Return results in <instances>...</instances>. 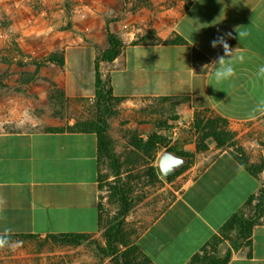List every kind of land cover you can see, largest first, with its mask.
Masks as SVG:
<instances>
[{"label":"crops","instance_id":"crops-1","mask_svg":"<svg viewBox=\"0 0 264 264\" xmlns=\"http://www.w3.org/2000/svg\"><path fill=\"white\" fill-rule=\"evenodd\" d=\"M40 3L0 0V22L12 21L18 30L17 42L30 59L55 53L65 64L42 66L35 76L42 79L0 81V119L25 107L34 112L38 102L46 106L52 83L70 98L95 97L96 61L102 52L110 51L106 24L118 34L123 26L122 21H110L121 12L119 0ZM69 24L73 27L66 29ZM155 28L162 41L177 35L185 42L132 44L134 38L125 40L121 56L112 63L100 61L101 71L110 75L114 96L151 101L185 97L189 101L179 109L181 118L191 123L195 112L212 110L227 118L234 131L264 116L254 111L264 101V77L257 76L264 66V0H186L183 6L164 7ZM238 32L247 35L239 39ZM220 36L230 49L237 48L244 61L235 62L232 79L217 83L211 78V66H203L224 54L221 46H211ZM6 42L0 23V55ZM39 118L42 122L46 117ZM47 127L51 125L6 127V134L0 133V197L6 201L0 232L10 228L12 235L97 234L101 201L97 135L51 132ZM177 144L182 151L195 150V140ZM260 185L224 150L187 179L136 245L154 264H188L232 214L258 193ZM251 242L250 248L234 251L227 264H264V223L254 226Z\"/></svg>","mask_w":264,"mask_h":264},{"label":"trees","instance_id":"trees-1","mask_svg":"<svg viewBox=\"0 0 264 264\" xmlns=\"http://www.w3.org/2000/svg\"><path fill=\"white\" fill-rule=\"evenodd\" d=\"M106 33L110 51L100 54L96 61L95 97L70 98L63 89L52 83L49 95L50 102L60 109H68L73 106L76 113L73 116L74 123L72 125L48 127L46 130L51 132L96 133L98 138L99 181L103 182L112 177L104 171L111 172L114 170L113 177L115 178L113 182L106 184L107 204L104 205L102 201L99 204V231L102 232L107 247L110 249L109 255L118 256L121 259L114 264H154L136 245L137 238L149 225L137 231L134 228L133 230L129 229L126 224V216L133 207L134 188L125 179L130 181L132 179L145 180L147 185L159 183V168L156 165V160L160 149L170 150L190 159L186 166L169 176L168 182H171L173 178L189 167L194 155L206 156L213 152L208 162L201 168L203 170L222 151L227 150L252 176L260 180L259 191L249 197L188 262V264H227L234 251L241 247H251L254 226L264 223V181L261 180L264 173V155L259 161H252L249 154L240 145L231 122L212 110L197 111L194 114L195 150L193 153H179L168 147L165 135L166 126L169 121L177 118L176 112L188 103L189 100L185 97L156 99L155 101L159 104L157 108L153 107L149 115V117L156 118L139 122V125H153L152 130L147 135L140 134L138 128H125L120 132V138L123 142L118 139L112 141L108 131L107 116H103V113L109 110L111 103L118 104L127 99L114 96L110 75L101 71L100 61L112 63L121 56L125 45L120 34L112 32L108 24H106ZM160 42L181 44L185 40L175 35L162 41L154 32H149L133 41L132 44H157ZM47 64L62 67L65 61L63 57L52 53L34 63L36 67L34 76L42 66ZM77 107H81V112L77 110ZM114 210L115 214L112 215ZM48 236H53L67 243H77L82 242L83 238L89 235ZM16 237L37 238L39 235H11L12 240Z\"/></svg>","mask_w":264,"mask_h":264},{"label":"rangeland","instance_id":"rangeland-1","mask_svg":"<svg viewBox=\"0 0 264 264\" xmlns=\"http://www.w3.org/2000/svg\"><path fill=\"white\" fill-rule=\"evenodd\" d=\"M32 1L35 4L37 2L38 5L41 4L40 0ZM42 1L44 2L45 0ZM119 1L122 3L121 12L114 13L110 21H122L123 26L119 34L124 42L125 40L128 41L129 38H134L133 41H135L149 32H154L156 35L155 24L162 16L164 7L168 5L183 6L186 0ZM67 11L68 15H72V10ZM0 23L7 35L5 51L0 55V65L3 67L0 71V81L21 83V81L29 78L42 79L40 76H34L36 68L34 63L39 60L30 59V57L24 54L17 42L18 35H16V32L18 30L13 26L12 21L7 19L3 21L1 19ZM66 27V29H70L73 25L69 24ZM129 32L134 33V37H126L124 35ZM50 90L51 86L46 97V106L39 104V102L36 103L37 108L34 114L37 117H46V121H42L40 126L42 124H49L51 127L72 125L76 109L73 106H70L68 109L56 108L50 102ZM158 104V102L151 100H126L118 104L115 102L111 103L109 110H106L103 116H107L108 131L112 137V141L113 139H118L120 142H123L120 138V132L121 130H125V128H138L140 134L143 136L147 135L152 130L153 125H139V122L154 120L156 117H149V115L153 107L157 108ZM80 109L81 107H77V110L81 112ZM176 115L177 118H181L179 110L176 112ZM173 122L174 120L169 121L165 129L168 147L175 150L178 149L177 145L179 144L177 143L182 142L184 144L189 140H195L193 121L190 123L189 120H187L188 129L186 130L184 139L180 142L169 139ZM235 132L237 133L240 145L249 153L253 160L259 161L264 155V116L257 121L247 122ZM162 150L164 149H160V152ZM178 152L190 153L180 149H178ZM212 153L206 156L194 155L191 158L189 167L183 173L173 178L171 182H168L163 177L160 170V182L154 185H147L145 180L132 179L130 181L125 179L134 188L133 207L126 216L128 228L132 230L134 228L139 231L152 223L174 201L187 179L195 176L208 162ZM156 165L158 166V160H156ZM104 172H108L112 176L109 180L100 182V186L102 185V188H100L101 201L106 205V184L113 182L115 178L113 177L114 170ZM262 176H264V173ZM114 214L115 210L112 211V215ZM13 240L21 241L22 244L14 251L8 248L0 249V264H114V262L121 260L118 256L109 255L110 249L107 247L102 232L84 237L82 242L77 243H67L53 236H39L37 238L16 237Z\"/></svg>","mask_w":264,"mask_h":264},{"label":"clouds","instance_id":"clouds-1","mask_svg":"<svg viewBox=\"0 0 264 264\" xmlns=\"http://www.w3.org/2000/svg\"><path fill=\"white\" fill-rule=\"evenodd\" d=\"M124 35L126 37H134V33L131 32L125 33ZM226 35L231 38V33ZM245 35L247 34L244 32H238L239 39ZM211 46L213 48L221 46L224 54L222 56H218L216 60L210 64L204 65L203 68L205 66H211V78L217 83L232 79L236 74L234 67L235 62L238 61L242 63L244 61V56L242 54L237 55V48L230 49V46L224 36L214 39L211 42ZM257 76L264 77V66L259 68ZM254 111L264 114V101L259 102ZM40 124V118L37 117L30 108L25 107L23 109L14 110L9 116L0 119V133L6 134L4 133L5 126H11L16 129H34L39 127ZM5 206L6 201L3 197H0V213L4 211ZM3 219H5V217L0 215V220ZM11 235L12 229L10 228H5L2 232H0V249L8 248L14 251L22 244L21 241L12 240Z\"/></svg>","mask_w":264,"mask_h":264},{"label":"water","instance_id":"water-1","mask_svg":"<svg viewBox=\"0 0 264 264\" xmlns=\"http://www.w3.org/2000/svg\"><path fill=\"white\" fill-rule=\"evenodd\" d=\"M189 160V157L185 155H178L170 150H164L159 158L158 167L163 177L167 180L169 176L186 166Z\"/></svg>","mask_w":264,"mask_h":264},{"label":"built area","instance_id":"built-area-1","mask_svg":"<svg viewBox=\"0 0 264 264\" xmlns=\"http://www.w3.org/2000/svg\"><path fill=\"white\" fill-rule=\"evenodd\" d=\"M188 122L183 118H177L174 120L171 127L170 137L173 141L177 142L185 138L186 130L188 129Z\"/></svg>","mask_w":264,"mask_h":264}]
</instances>
